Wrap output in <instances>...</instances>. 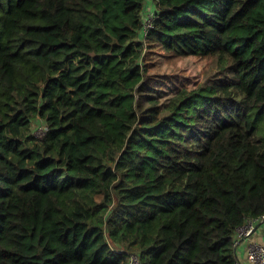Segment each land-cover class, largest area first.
I'll return each instance as SVG.
<instances>
[{"label": "trees", "instance_id": "trees-1", "mask_svg": "<svg viewBox=\"0 0 264 264\" xmlns=\"http://www.w3.org/2000/svg\"><path fill=\"white\" fill-rule=\"evenodd\" d=\"M262 215L264 0H0V264H235Z\"/></svg>", "mask_w": 264, "mask_h": 264}, {"label": "rangeland", "instance_id": "rangeland-1", "mask_svg": "<svg viewBox=\"0 0 264 264\" xmlns=\"http://www.w3.org/2000/svg\"><path fill=\"white\" fill-rule=\"evenodd\" d=\"M144 61L149 67L146 79L149 82V86L143 91V99L146 100V96L149 97V95L152 93H157L159 88L164 83H167L169 80H171V78H179L177 74L179 64L177 58L169 53L163 52L156 44L151 46V48L148 46ZM226 73L227 72H224L218 68L217 61H215L203 73L201 83L208 84L216 79L224 77ZM229 76L231 75L229 74Z\"/></svg>", "mask_w": 264, "mask_h": 264}, {"label": "built area", "instance_id": "built-area-1", "mask_svg": "<svg viewBox=\"0 0 264 264\" xmlns=\"http://www.w3.org/2000/svg\"><path fill=\"white\" fill-rule=\"evenodd\" d=\"M152 20H153V13L147 16V20L145 22V31L152 27ZM48 130V127L42 126L40 127L36 134L41 135ZM264 215L248 219V221L241 227L238 228L237 232V241L236 244L238 245L240 241L250 236L253 233V230L257 226V222L263 221ZM123 250L120 249L118 252H122ZM129 264H141L140 262V255L137 252H130L129 253ZM248 258L249 260L253 261L256 264H264V245L259 243H252L249 246L248 251ZM235 264H243L240 259H237Z\"/></svg>", "mask_w": 264, "mask_h": 264}, {"label": "crops", "instance_id": "crops-1", "mask_svg": "<svg viewBox=\"0 0 264 264\" xmlns=\"http://www.w3.org/2000/svg\"><path fill=\"white\" fill-rule=\"evenodd\" d=\"M257 229L248 237L243 238L237 247L238 259L243 264H256L248 258L249 246L252 243L264 245V220L257 222Z\"/></svg>", "mask_w": 264, "mask_h": 264}, {"label": "water", "instance_id": "water-1", "mask_svg": "<svg viewBox=\"0 0 264 264\" xmlns=\"http://www.w3.org/2000/svg\"><path fill=\"white\" fill-rule=\"evenodd\" d=\"M258 226L255 227V229L253 230V232L257 229Z\"/></svg>", "mask_w": 264, "mask_h": 264}]
</instances>
